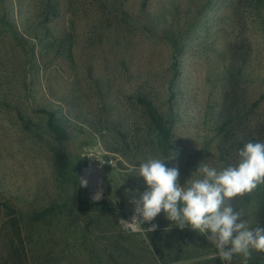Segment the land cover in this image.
<instances>
[{
	"label": "rangeland",
	"instance_id": "obj_1",
	"mask_svg": "<svg viewBox=\"0 0 264 264\" xmlns=\"http://www.w3.org/2000/svg\"><path fill=\"white\" fill-rule=\"evenodd\" d=\"M140 96L172 128L169 157ZM248 141H264V0H0V264H227L163 211L154 232L119 220L146 189L133 165L163 159L183 186ZM98 159L113 162L95 200L81 180ZM231 203L264 226V184Z\"/></svg>",
	"mask_w": 264,
	"mask_h": 264
},
{
	"label": "clouds",
	"instance_id": "obj_2",
	"mask_svg": "<svg viewBox=\"0 0 264 264\" xmlns=\"http://www.w3.org/2000/svg\"><path fill=\"white\" fill-rule=\"evenodd\" d=\"M238 162L223 169L199 165L196 179L181 186L178 166L168 167L165 160L150 158L132 166L142 177L146 189L131 203L129 220L120 219L122 229L131 233L154 232L151 223L162 211L180 229L189 227L205 235L219 259L231 264L234 255L243 256L247 264L252 251L264 252V226L249 227L240 211L232 206L233 198L251 193L264 184V141H248L237 151ZM87 186L86 180H81ZM102 193L94 195L95 200ZM151 226L145 229L143 223Z\"/></svg>",
	"mask_w": 264,
	"mask_h": 264
},
{
	"label": "trees",
	"instance_id": "obj_3",
	"mask_svg": "<svg viewBox=\"0 0 264 264\" xmlns=\"http://www.w3.org/2000/svg\"><path fill=\"white\" fill-rule=\"evenodd\" d=\"M173 44L176 46V42H173ZM137 103L144 110L158 135L159 147L163 156L169 157L171 154L173 138L171 126L168 124L165 117L158 111L151 99L145 96H140L137 98ZM48 128L56 138H66V130L59 125V123L54 119V116L49 117Z\"/></svg>",
	"mask_w": 264,
	"mask_h": 264
},
{
	"label": "bare ground",
	"instance_id": "obj_4",
	"mask_svg": "<svg viewBox=\"0 0 264 264\" xmlns=\"http://www.w3.org/2000/svg\"><path fill=\"white\" fill-rule=\"evenodd\" d=\"M85 173L87 176V184L91 185L92 192L94 193L93 194V198H94V195L97 192L101 193V189H100L101 178L99 176V172L93 166H91L86 168Z\"/></svg>",
	"mask_w": 264,
	"mask_h": 264
},
{
	"label": "built area",
	"instance_id": "obj_5",
	"mask_svg": "<svg viewBox=\"0 0 264 264\" xmlns=\"http://www.w3.org/2000/svg\"><path fill=\"white\" fill-rule=\"evenodd\" d=\"M113 161L112 160H108V159H98L97 160V165H93L92 163L89 164V167L93 166L98 172H99V176L101 178V182H100V189L102 188V177H101V174H100V168L102 166H105V165H108V164H111ZM86 169V168H85ZM84 169V170H85ZM87 187H89L90 191L92 194H94L92 192V189H91V185L90 184H87ZM210 243V242H209ZM211 247L214 249L215 251V254L217 256V253H216V249L214 248V246L210 243ZM218 257V256H217Z\"/></svg>",
	"mask_w": 264,
	"mask_h": 264
}]
</instances>
